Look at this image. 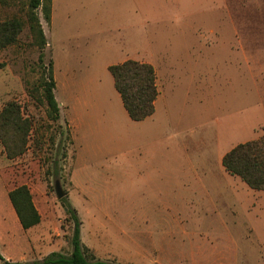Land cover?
<instances>
[{
    "label": "rangeland",
    "instance_id": "rangeland-1",
    "mask_svg": "<svg viewBox=\"0 0 264 264\" xmlns=\"http://www.w3.org/2000/svg\"><path fill=\"white\" fill-rule=\"evenodd\" d=\"M52 3L51 21L41 24L44 60H54L58 122L27 92L40 71L28 27L0 51V108L18 100L37 140L14 160L0 144V254L25 262L70 253L73 220L56 197L59 180L82 242L100 259L264 264V191L219 159L264 135V0ZM127 59L155 68L153 119L131 120L113 85L108 66ZM69 110L81 117L78 130ZM20 184L41 215L26 230L5 196Z\"/></svg>",
    "mask_w": 264,
    "mask_h": 264
},
{
    "label": "trees",
    "instance_id": "trees-1",
    "mask_svg": "<svg viewBox=\"0 0 264 264\" xmlns=\"http://www.w3.org/2000/svg\"><path fill=\"white\" fill-rule=\"evenodd\" d=\"M14 5L22 7L20 14L7 11ZM41 18L46 23L51 21L52 0H0V51L16 44L23 28L28 27L31 45L39 52L40 71L37 81L27 88V92L36 103L46 106V114L51 122H58L60 108L55 97L54 62L52 58L47 62L44 60V49L48 42ZM108 71L131 120L141 121L154 113L159 91L156 71L151 63L127 59L109 65ZM25 111L16 99L6 101L0 108V144L9 160L24 155L31 144L37 141L32 140L36 130L35 121ZM222 165L229 174L238 176L250 188L264 191V135L234 145L222 156ZM7 195L24 230L40 223L41 215L27 184L13 186ZM62 199L66 213L73 220L70 253L51 252L41 260L25 262L6 260L0 254V264H117L113 260L100 259L82 242L81 221L77 211L66 197Z\"/></svg>",
    "mask_w": 264,
    "mask_h": 264
},
{
    "label": "crops",
    "instance_id": "crops-1",
    "mask_svg": "<svg viewBox=\"0 0 264 264\" xmlns=\"http://www.w3.org/2000/svg\"><path fill=\"white\" fill-rule=\"evenodd\" d=\"M53 4V3H52ZM53 62H54V60H53ZM54 76H55V73H54ZM56 80V79H55ZM157 88H158V83H157ZM159 91V90H158ZM159 95H160V92L158 93V96H157V98H156V100H155V111H154V113L150 116V117H147V118H145L144 120H141V121H146L147 119H153V117L156 115V112H157V108H156V105H157V103H158V101H159ZM162 101V100H161ZM78 117H80L79 115H75V118L71 115V113H70V110H69V122H70V124H71V127L73 128V131H74V129H77L78 130V127H79V124H78V122L80 123L81 121H80V119H81V117H80V119L78 118ZM75 140V139H74ZM227 151H225L224 153H221L220 155H219V159H220V161H221V163H222V156L226 153ZM175 171H180V170H169V173L170 174H175L174 172ZM194 171H197V170H194ZM226 171V170H225ZM157 174H160L158 171H157ZM73 179H74V175L72 176V181H73ZM218 181V180H217ZM73 183H75L74 181H73ZM213 185L215 186V187H220L221 185H220V183H219V181H218V183H213ZM204 186V185H203ZM5 196H7L8 197V195H7V193H5ZM10 205H11V203H10Z\"/></svg>",
    "mask_w": 264,
    "mask_h": 264
},
{
    "label": "water",
    "instance_id": "water-1",
    "mask_svg": "<svg viewBox=\"0 0 264 264\" xmlns=\"http://www.w3.org/2000/svg\"><path fill=\"white\" fill-rule=\"evenodd\" d=\"M54 190H55L56 197L58 199H62L66 194L65 191L63 190L59 180H55Z\"/></svg>",
    "mask_w": 264,
    "mask_h": 264
}]
</instances>
